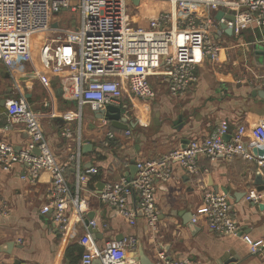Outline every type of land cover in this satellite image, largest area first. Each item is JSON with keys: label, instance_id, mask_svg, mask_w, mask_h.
Returning <instances> with one entry per match:
<instances>
[{"label": "crops", "instance_id": "0c3cea01", "mask_svg": "<svg viewBox=\"0 0 264 264\" xmlns=\"http://www.w3.org/2000/svg\"><path fill=\"white\" fill-rule=\"evenodd\" d=\"M217 13L204 6L183 5L175 15L166 0H136L132 6L137 24L147 26L152 18L163 15L167 28L190 15L216 19ZM214 37L221 47L220 61L201 58L197 81L184 95L172 97L169 83L152 77L156 98L139 99L127 90L126 99L118 106L122 119L116 126L108 119H98L90 109H83L79 117L80 109L66 96L61 77L44 72L43 84L28 72L18 79L29 108L43 117L44 135L56 159L67 166L73 198L77 196L78 173L90 169L89 163L98 173L89 177L79 192L87 207L83 219L71 209L69 227L62 232L51 215L41 213L51 200V174L45 172L33 179L25 164L9 171L0 168V262L81 264L83 254L92 246L103 249L108 242L133 238L136 245L127 248V258L135 264H155L160 252L170 261L187 264H264V205L245 201L249 189L262 190L264 186V171L255 160L202 157L198 160L199 176L187 174L174 163L171 179L156 182L159 219L155 229L137 210L136 193L129 198L130 207L137 210L134 226L100 197L123 180H134L138 162L158 161L184 150L190 142L212 136L222 122L230 126L226 141L240 125L248 128L247 140H252L249 135L264 122V99L259 95L264 91V45L256 44L261 33L248 28L231 36L219 26ZM10 82L0 62V99L6 102L20 95L8 93L13 88ZM6 105L0 107V139L21 152L30 135L19 125L8 128ZM108 133L114 137L109 138ZM207 190L227 195L241 235L262 243L257 253L251 252L241 236L212 232L203 217L192 224ZM143 256L148 260L143 261Z\"/></svg>", "mask_w": 264, "mask_h": 264}, {"label": "built area", "instance_id": "2783aa9c", "mask_svg": "<svg viewBox=\"0 0 264 264\" xmlns=\"http://www.w3.org/2000/svg\"><path fill=\"white\" fill-rule=\"evenodd\" d=\"M135 1L0 0V62L11 77L13 93L21 92L18 81L21 76L29 72L46 84L43 73L48 72L62 78L66 96L77 104L80 117L85 108L94 113L109 106L118 107L126 99L127 90L132 97L155 99L157 92L151 85L152 77L167 81L172 97L184 95L197 81L196 70L201 58L212 63L220 61L221 47L214 30L221 24L235 28L236 34L257 28L261 38L256 44L264 45V0H166L175 15L179 6H204L213 12L225 10V15L236 19L235 22L225 18L218 21L190 15L177 20L171 28L165 25L167 18L163 15L152 18L147 26L137 24L132 14ZM63 14L71 16L72 28L62 25ZM39 40L40 46H36ZM6 104L8 128L23 127L30 135V142L17 152L11 143L0 139V168L9 171L15 165L25 164L33 179L50 173L51 200L41 213L51 215L57 227L65 232L71 209L83 219L87 207L79 192L98 170L90 168L78 173L77 196L73 198L66 177L67 166L56 159L44 135L43 117L29 108L22 94ZM229 133L228 122H222L212 136L192 141L184 150H176L158 161L138 162L137 177L106 189L100 195L101 200L114 207L132 226L136 224L139 210L155 229L159 219L156 182L171 179L174 163H179L187 174L199 176L198 160L202 157L212 160L224 157L232 161L241 156L257 161L264 171V155L253 153L254 148L264 150V122L249 135L251 141L247 140L245 125L238 126L231 140L226 141ZM108 136L113 138L114 134L108 133ZM134 193L139 199L137 210L129 205ZM245 201L264 205V186L262 190L249 189ZM200 217L212 232L241 236L252 253L258 252L262 243L241 235L227 195L205 191L200 214L192 219L194 226ZM135 245L136 240L131 238L108 242L103 249L92 246L83 254L81 264H95L96 260L99 264H135L127 258V248ZM155 264L187 263L170 261L160 252Z\"/></svg>", "mask_w": 264, "mask_h": 264}, {"label": "water", "instance_id": "95a60500", "mask_svg": "<svg viewBox=\"0 0 264 264\" xmlns=\"http://www.w3.org/2000/svg\"><path fill=\"white\" fill-rule=\"evenodd\" d=\"M223 18H225V19H227L228 21H231V22H235L236 21L234 16L225 15V12L218 11L216 19L218 21H220ZM53 26L57 27L58 25L54 24ZM221 27L228 35H231V36H236L237 35L235 33V28H230L226 24H221ZM11 92H13V90L10 89L8 93H11ZM259 95H260L261 98L264 99V91L261 92ZM6 100L7 99H0V107H4L6 105V103H7ZM94 114L96 115V117L98 119H108V120L112 121L114 126H116L118 124V122H120L121 119H122V110L120 108H118V107H115V106H109V107H107L106 110L94 112ZM125 129L127 130L128 127L126 126ZM253 153H254L255 156H257V155L263 156L264 155V150H260L259 151V150L254 148L253 149ZM36 154H39V151H36ZM91 166L92 165L89 163L88 168H91ZM146 260H148V259L145 256H143V261H146Z\"/></svg>", "mask_w": 264, "mask_h": 264}, {"label": "rangeland", "instance_id": "374dc122", "mask_svg": "<svg viewBox=\"0 0 264 264\" xmlns=\"http://www.w3.org/2000/svg\"><path fill=\"white\" fill-rule=\"evenodd\" d=\"M61 22H62V25H63L65 28H68V27L72 28V26H74L73 21H71V16L68 15V14H63V15L61 16ZM41 40H42V38H41ZM40 43H41L40 40H39V41H36L35 45H36V46H40ZM10 83H11V82H10ZM11 84H12V86H13V83H11ZM85 110H89V108H85Z\"/></svg>", "mask_w": 264, "mask_h": 264}]
</instances>
